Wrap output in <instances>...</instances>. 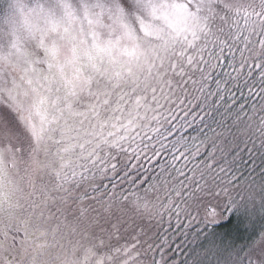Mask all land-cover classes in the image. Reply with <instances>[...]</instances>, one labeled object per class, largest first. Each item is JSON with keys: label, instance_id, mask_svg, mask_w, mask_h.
<instances>
[{"label": "snow or ice", "instance_id": "snow-or-ice-1", "mask_svg": "<svg viewBox=\"0 0 264 264\" xmlns=\"http://www.w3.org/2000/svg\"><path fill=\"white\" fill-rule=\"evenodd\" d=\"M0 264H264V0H0Z\"/></svg>", "mask_w": 264, "mask_h": 264}]
</instances>
